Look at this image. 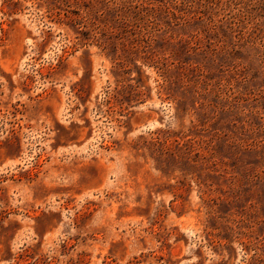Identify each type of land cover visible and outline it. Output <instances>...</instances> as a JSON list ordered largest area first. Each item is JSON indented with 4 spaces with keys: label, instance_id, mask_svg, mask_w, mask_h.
Listing matches in <instances>:
<instances>
[{
    "label": "rangeland",
    "instance_id": "374dc122",
    "mask_svg": "<svg viewBox=\"0 0 264 264\" xmlns=\"http://www.w3.org/2000/svg\"><path fill=\"white\" fill-rule=\"evenodd\" d=\"M264 0H0V264H264Z\"/></svg>",
    "mask_w": 264,
    "mask_h": 264
},
{
    "label": "trees",
    "instance_id": "16d2710c",
    "mask_svg": "<svg viewBox=\"0 0 264 264\" xmlns=\"http://www.w3.org/2000/svg\"><path fill=\"white\" fill-rule=\"evenodd\" d=\"M262 6H264V1L262 2V4H261Z\"/></svg>",
    "mask_w": 264,
    "mask_h": 264
}]
</instances>
